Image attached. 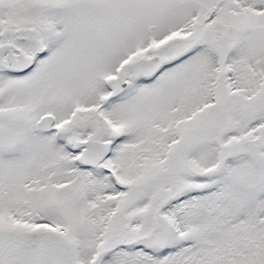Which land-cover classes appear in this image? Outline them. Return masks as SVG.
<instances>
[{"label": "snow or ice", "instance_id": "snow-or-ice-1", "mask_svg": "<svg viewBox=\"0 0 264 264\" xmlns=\"http://www.w3.org/2000/svg\"><path fill=\"white\" fill-rule=\"evenodd\" d=\"M0 264H264V0H0Z\"/></svg>", "mask_w": 264, "mask_h": 264}]
</instances>
